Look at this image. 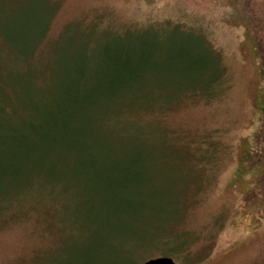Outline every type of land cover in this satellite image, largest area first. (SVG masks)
<instances>
[{"label": "rangeland", "instance_id": "374dc122", "mask_svg": "<svg viewBox=\"0 0 264 264\" xmlns=\"http://www.w3.org/2000/svg\"><path fill=\"white\" fill-rule=\"evenodd\" d=\"M43 2L0 0L1 65L10 61L12 70L27 67L24 63L19 67V51L7 39L4 27L16 22L21 13H34ZM51 2L56 10L38 55L50 46L62 48L75 32L89 50L109 36L125 45L156 38L160 45L177 46L178 76L161 74L159 91L146 101L152 104L137 110L135 118L155 131L151 139L164 153L170 151L168 143L189 155L188 186L178 211L163 206L167 211L151 218L123 221L122 226L108 230L104 239L102 234L91 238L96 225L82 217L80 197L65 194V181L57 186L46 184L55 197L60 196L58 201L51 196L39 201L33 190L28 192L29 186L19 188V196L25 195L21 201L0 209V264H38L39 259L56 257L58 252V264H76L72 260L79 252L76 248L95 240L99 250L109 251L110 256L119 254L130 264H141L176 247L172 241L148 244L140 239L150 224L181 234L184 248L173 252L177 264H264V158L259 155L264 66L257 43L259 37L264 40V0ZM148 26L165 28L153 36L147 33ZM205 45L219 58L221 75L215 84L214 66L203 69V75L200 72V55L208 53ZM52 48L44 51L49 57ZM187 54L189 58H183ZM186 60L191 65L188 76L183 72ZM207 77L212 83L206 85ZM1 79L0 88L9 90L11 81L6 75ZM211 152L214 158L208 155ZM168 211L174 212L175 217H170L175 219L166 223L168 215L158 214ZM60 219L64 231L58 226Z\"/></svg>", "mask_w": 264, "mask_h": 264}, {"label": "trees", "instance_id": "16d2710c", "mask_svg": "<svg viewBox=\"0 0 264 264\" xmlns=\"http://www.w3.org/2000/svg\"><path fill=\"white\" fill-rule=\"evenodd\" d=\"M55 10V3L44 0L34 13H21L12 25L5 23L7 39L19 51L18 65L27 67L12 70L10 61L0 63V81L6 75L13 83L9 90L0 88V209L5 205L9 209L24 197L17 193L24 186L39 201L49 196L58 201L60 196L55 197L46 184L57 186L63 180L65 194L80 197L78 209L84 220L96 225L92 239L98 234L104 239L108 230L122 226L123 221L144 220L167 211L163 206L178 211L188 186L189 155L172 148L165 138L163 143L170 151L164 153L151 139L155 131L135 118L137 110L152 104L146 101L159 91L161 74L178 76L177 46L160 45L156 38L125 45L109 36L101 46L89 50L79 43L75 32L62 48L50 46V57L44 53L50 48L38 55ZM164 28L148 26L146 30L154 36ZM257 43L264 66L263 38ZM205 46L208 53L200 55V72L203 75V69L214 66L215 84L221 75L219 58ZM187 55L183 58H189ZM183 63L188 76L191 65L187 60ZM3 68L10 71H1ZM206 81V85L212 83L208 77ZM262 130L259 155L264 158V123ZM46 191L48 195H43ZM171 214L175 217L172 211L158 215H168L164 216L167 223L175 219ZM58 226L64 231L61 219ZM147 230L139 238L148 244L175 242L176 247L168 248L170 253L165 256L173 257L184 248L185 242L178 237L181 234H170L153 224ZM95 242L74 247L79 251L72 258L74 263L130 264L119 254L112 257L109 251L99 250L101 246ZM59 256L60 252L57 259ZM56 257L39 259L38 264H58Z\"/></svg>", "mask_w": 264, "mask_h": 264}, {"label": "water", "instance_id": "95a60500", "mask_svg": "<svg viewBox=\"0 0 264 264\" xmlns=\"http://www.w3.org/2000/svg\"><path fill=\"white\" fill-rule=\"evenodd\" d=\"M141 264H177V263L173 257L163 255L148 259L142 262Z\"/></svg>", "mask_w": 264, "mask_h": 264}]
</instances>
